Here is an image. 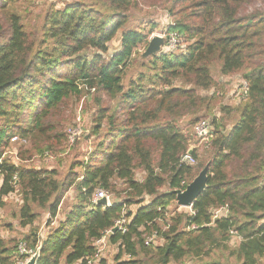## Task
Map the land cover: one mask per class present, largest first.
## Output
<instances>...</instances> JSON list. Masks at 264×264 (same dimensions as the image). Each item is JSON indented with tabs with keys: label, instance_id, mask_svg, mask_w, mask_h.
<instances>
[{
	"label": "trees",
	"instance_id": "1",
	"mask_svg": "<svg viewBox=\"0 0 264 264\" xmlns=\"http://www.w3.org/2000/svg\"><path fill=\"white\" fill-rule=\"evenodd\" d=\"M9 1L16 0H0V8ZM169 1L174 21L166 34L183 37L185 47L148 57L141 66L149 73L127 85L135 53L149 43L147 33L123 31L132 0L48 9L36 41L16 11L8 15V29L0 27V198H20L17 226L27 229L20 241L0 238V264L25 260L17 251L21 242L34 253L40 246L37 264H87L95 242L120 220L126 231L107 236L113 264H185L213 252L227 253L235 264L264 260V10L246 13L257 0ZM119 32V51L105 59ZM87 49L97 53L88 59L81 55ZM215 63L222 76L246 82L247 96L229 129L209 119L207 160L193 167L181 159L189 151L198 159L190 147L193 127L211 114L215 91L207 94L219 85L211 74ZM83 94L95 104L89 133L80 139L94 142L87 161H71L64 175L25 167L32 157L47 158L51 145H67L52 121L65 101ZM186 116L190 122L181 126ZM15 139L33 145L6 158ZM206 165L205 190L190 214L179 212L174 192ZM96 189L115 196L110 207L90 202ZM71 191L73 203L61 214ZM219 209L226 211L214 218ZM235 239L240 242L231 249Z\"/></svg>",
	"mask_w": 264,
	"mask_h": 264
},
{
	"label": "rangeland",
	"instance_id": "2",
	"mask_svg": "<svg viewBox=\"0 0 264 264\" xmlns=\"http://www.w3.org/2000/svg\"><path fill=\"white\" fill-rule=\"evenodd\" d=\"M87 2L89 4H95L97 7L101 6L100 3H103L102 0H16L14 5L9 1L4 7L0 8V27L3 29H8L9 21L8 15L16 11L20 16L21 23L24 26V30L27 31L28 37L35 39L39 38V28L44 20L45 14L48 9L51 8L60 9L64 5L71 2ZM132 5L123 12L127 18V23L124 26V30L132 29L139 30L143 33H147L149 36V41L153 37H161L165 40L167 36V26L174 21L173 16L169 12L171 9L169 0H132ZM13 6V7H12ZM104 6V5H103ZM107 8L110 6L106 4ZM246 13H251L254 11H263L264 10V0H257L250 6L244 9ZM6 11V13H5ZM111 11V10H110ZM113 11V10H112ZM154 27V28H152ZM120 35L121 32L108 44V52L103 54L105 59H109L112 55L117 53L120 49ZM181 40L184 41V38L181 37ZM34 41V42H35ZM185 43V42H184ZM182 47L173 50L174 53L182 51L181 48L184 47V44L181 43ZM148 46V44H147ZM146 47L141 48L138 51V54L134 55V62L127 70L126 78L124 79V85H127L129 81L137 78L140 73H149L145 67H142L141 64L147 62V58L143 57V53L146 50ZM165 44L161 46V50H164ZM166 51H168L166 49ZM97 53V51L92 49H87L81 53V55L91 59L92 56ZM220 65L215 63L211 67V74L215 82H217L218 88L211 89L207 95L211 92L215 93V100L212 104V111L210 115L204 117L206 120L210 121L213 117L219 118L224 121L226 129L235 123L238 119V112L236 108L238 107L239 101H244L241 98V86L243 80L238 75H233L229 77L222 76L219 72ZM204 92H200V95H204ZM220 96V97H219ZM107 104V101L104 102ZM95 109L94 100L89 97L87 94H83L78 98H72L63 103L59 111L54 115L55 118L52 121L56 123L57 128L60 133H65L72 129H82L83 135L89 133L91 126V115ZM189 116L184 117L181 121V126H188L190 122ZM203 119V118H202ZM210 119V120H209ZM80 129V130H81ZM196 138L192 137V142L190 144L191 148H197L198 159L195 160L193 167H197L200 163L204 164L207 160V150H204ZM75 145H70L68 141L65 144V141H62L60 146L51 145V152L47 158L40 156L32 157L31 160L22 162L23 165L27 168H43V169H55L59 174L64 175L70 165L71 161H87L91 152L93 151L94 142L90 143L84 139ZM91 141H94L93 138ZM97 141V140H95ZM36 147L39 146L40 142H36ZM196 144V145H195ZM33 145L32 142L24 141L21 139H15L9 143L5 148V156L13 157L15 153L19 151L20 148L25 149ZM31 149V148H29ZM208 149V148H207ZM14 160V159H13ZM22 165V164H21ZM205 167V166H204ZM202 169L200 170V172ZM199 172V173H200ZM198 173V174H199ZM137 178L141 177V174H136ZM110 194V193H109ZM111 199H114L115 196L111 195ZM5 201L0 199V238L5 240H14L20 241L21 236L27 232V229H22L17 226V212L20 198L15 196H9L4 198ZM73 203V194L72 191L66 196L61 209L62 213H65L70 205ZM175 209V206H171V210ZM181 213H187L186 208H181L178 210ZM47 219L46 215H42L41 218L36 222V225L41 229ZM58 219V218H57ZM56 222V219H53ZM16 239V240H15ZM240 240L235 239L230 244V248L233 249ZM106 245L104 251L101 253L100 259L104 258L105 264H113L114 252L113 250H108ZM23 261V260H22ZM98 262V261H97ZM93 264H100L98 263ZM227 263L235 264L233 258L229 257L227 253L213 252L209 256H203L199 259L191 260L185 264H213V263ZM260 264H264V260L260 261Z\"/></svg>",
	"mask_w": 264,
	"mask_h": 264
},
{
	"label": "built area",
	"instance_id": "3",
	"mask_svg": "<svg viewBox=\"0 0 264 264\" xmlns=\"http://www.w3.org/2000/svg\"><path fill=\"white\" fill-rule=\"evenodd\" d=\"M181 43H183L184 47H185V43H184V41L181 40V36H179L176 33H171L165 37V43L164 44H165L166 49L169 50L170 52H173V50H176V49L182 47ZM183 48H181V49H183ZM247 90H248L247 84H246V82L243 81L242 86H241V92H242L241 98H242V100H244L246 98ZM80 129H72V130H69L67 132V141L70 145H74L76 142L80 141V139L82 138L84 133H83L82 129L81 130ZM211 129H212L211 124L206 119L199 120L193 127L194 136L196 137L198 143L205 149L209 148L211 145V140H212ZM191 149H193V148H191ZM190 155L191 154L186 153L182 157L181 161L188 163L190 165H193L195 163V161H194V159L191 158ZM15 179L16 178L13 177V180H15ZM110 198H111V196L108 192H105L101 189H96L92 193V197H91L90 202L92 204H97V201H99L101 199H105L106 200V206L105 207L108 208L111 206ZM181 208H184V207L178 206L177 210H180ZM190 208L191 207L186 208L187 214H190ZM222 211H226V210L225 209H219V210L214 211L213 212L214 218L217 217ZM124 224H125V221L120 220V221H117L115 223L114 227H117V231L125 232L126 229L124 228ZM111 233H113L112 229L106 231L104 233V236L95 242V247L97 249L96 253L93 257V260L87 261V264H93L94 261H96L100 258L101 253L104 251V249L107 245V236ZM152 238L153 237L147 238L145 244L148 245V244L152 243V241H153ZM17 251H18L20 256L25 257V260L18 261L16 264H26V262L29 260V258L34 254L33 251L26 248V245L24 242L19 243V245L17 247Z\"/></svg>",
	"mask_w": 264,
	"mask_h": 264
},
{
	"label": "water",
	"instance_id": "4",
	"mask_svg": "<svg viewBox=\"0 0 264 264\" xmlns=\"http://www.w3.org/2000/svg\"><path fill=\"white\" fill-rule=\"evenodd\" d=\"M165 43V40L161 37H153L148 46L143 53V57L147 58L150 56H154L158 54L161 50V46ZM191 154V151L188 152ZM207 171L208 165H206L202 171L196 176V178L185 188V190L175 191L176 195V204L177 206L189 208L192 206V203L200 196V194L206 188V180H207ZM97 205L106 206V200L101 199L97 201ZM117 227L112 229V232H116ZM39 250L40 247L36 250V252L29 258L26 264H37L39 259Z\"/></svg>",
	"mask_w": 264,
	"mask_h": 264
},
{
	"label": "crops",
	"instance_id": "5",
	"mask_svg": "<svg viewBox=\"0 0 264 264\" xmlns=\"http://www.w3.org/2000/svg\"><path fill=\"white\" fill-rule=\"evenodd\" d=\"M5 198V197H4ZM4 198H0L1 200H3V201H5V199Z\"/></svg>",
	"mask_w": 264,
	"mask_h": 264
}]
</instances>
